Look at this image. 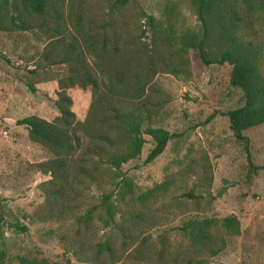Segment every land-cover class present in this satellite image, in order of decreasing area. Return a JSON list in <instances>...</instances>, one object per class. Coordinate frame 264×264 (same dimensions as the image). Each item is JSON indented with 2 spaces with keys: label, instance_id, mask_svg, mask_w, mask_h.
<instances>
[{
  "label": "trees",
  "instance_id": "1",
  "mask_svg": "<svg viewBox=\"0 0 264 264\" xmlns=\"http://www.w3.org/2000/svg\"><path fill=\"white\" fill-rule=\"evenodd\" d=\"M91 1L0 0V31L37 30L45 43L36 65L65 66L57 78L53 102L57 114L51 120L35 114L16 120L25 127L27 139L49 154L34 163L35 170L49 178L39 184L43 200L30 216L65 222L57 231L63 252L82 262L104 263L115 259L117 232L133 238V207L146 198L134 194L122 164L139 156L144 135L152 142L144 158L148 162L162 152L172 134L148 125L165 102L154 77L160 72L184 74L189 49L203 65L230 66L228 84L241 91L243 104L223 114L248 152L249 140L242 131L264 122V0H188L198 31L177 30L172 5L160 19L146 13L136 0H98L96 8ZM65 2L73 30L69 39L63 34ZM72 86L90 88L82 120L70 108L65 90ZM260 168L264 166L253 164L248 156V173ZM205 181L210 183V171ZM90 185L98 193L89 207L81 201ZM120 216L128 223L116 219ZM93 219L98 230L109 229V235L90 239ZM4 227L26 230L0 201V264L6 259ZM180 230L187 242L185 255L173 259L179 264H203L224 248L225 236L239 232V222L233 214L189 218ZM16 259L18 264H55L44 257Z\"/></svg>",
  "mask_w": 264,
  "mask_h": 264
},
{
  "label": "rangeland",
  "instance_id": "2",
  "mask_svg": "<svg viewBox=\"0 0 264 264\" xmlns=\"http://www.w3.org/2000/svg\"><path fill=\"white\" fill-rule=\"evenodd\" d=\"M97 1H91L95 8ZM136 1L146 13L160 19L167 16V5H172L177 30L199 29L188 0ZM62 10L63 34L69 39L73 30L66 2ZM44 43L45 38L34 29L0 31V201L26 226L21 232L4 227L5 264H18V255L44 257L55 264H179L173 257L184 256L187 244L181 225L189 218L228 214L238 219L239 232L225 236L224 248L203 264H264V168L248 173V156L253 164L264 166V122L242 131L249 140L246 152L223 114L243 104L241 91L228 84L230 66L203 65L192 49L187 52L184 74L160 72L154 77L165 102L148 125L172 133L164 149L144 162L152 144L144 135L146 142L139 156L121 166L133 181L134 194L146 197L133 207V238H123L117 232L116 255L111 262H82L63 252L57 231L65 222L38 221L30 216L43 200L39 184L49 178L35 170L34 163L49 154L27 139L23 125L16 124L29 114L47 120L57 114L53 102L57 78L64 74L65 66L36 65ZM87 59L93 62L89 54ZM65 91L76 119L82 120L90 88L72 86ZM209 171L211 181L207 184L205 174ZM97 193L90 185L84 189L81 203L92 206ZM116 219L128 223L121 216ZM92 222L90 239L109 235V229L98 230L96 219Z\"/></svg>",
  "mask_w": 264,
  "mask_h": 264
}]
</instances>
